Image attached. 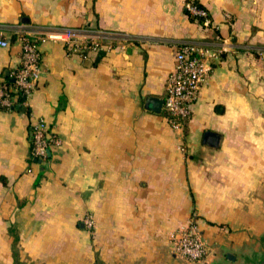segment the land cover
I'll list each match as a JSON object with an SVG mask.
<instances>
[{"label":"crops","instance_id":"obj_1","mask_svg":"<svg viewBox=\"0 0 264 264\" xmlns=\"http://www.w3.org/2000/svg\"><path fill=\"white\" fill-rule=\"evenodd\" d=\"M184 1L0 0V78L27 31L85 26L114 40L80 57L46 38L30 95L0 106V264H264V0H196L215 29ZM183 43L228 50L173 129L145 103L163 98ZM38 117L60 138L40 160ZM192 215L209 247L196 263L169 241Z\"/></svg>","mask_w":264,"mask_h":264},{"label":"built area","instance_id":"obj_2","mask_svg":"<svg viewBox=\"0 0 264 264\" xmlns=\"http://www.w3.org/2000/svg\"><path fill=\"white\" fill-rule=\"evenodd\" d=\"M184 5L188 14L203 26L217 28L208 10L196 0H185ZM46 38L62 41L68 53L80 57H86L90 51L110 50L114 47V40L98 28L63 26L54 32L44 29L25 32L20 36V63L10 73L13 80L0 78L1 107L11 109L18 98L30 95L36 80L44 70L41 44ZM8 44V39L0 34V46L5 47ZM227 50V46L215 47L194 43H183L178 47L174 66L165 80L161 107L171 128L184 127L190 118L191 105L198 98L201 86L210 75L212 63L221 59ZM29 142L31 158L40 160L48 157L49 147L59 144L60 138L43 117H38L31 124ZM82 221L87 229L94 228L91 213H85ZM169 241L172 251L185 261L196 263L208 257L209 247L200 235L194 215L169 231Z\"/></svg>","mask_w":264,"mask_h":264},{"label":"water","instance_id":"obj_3","mask_svg":"<svg viewBox=\"0 0 264 264\" xmlns=\"http://www.w3.org/2000/svg\"><path fill=\"white\" fill-rule=\"evenodd\" d=\"M100 52L103 53L104 50H101ZM10 79L13 80L12 78ZM162 103H163V98L156 97V96H150L146 99L145 106L152 111L160 112ZM218 137H219L218 133L214 131L207 130L204 133V141H207L211 145L217 144ZM49 152L50 150L48 151V153ZM226 256L229 258H234V255H232L229 252L226 254Z\"/></svg>","mask_w":264,"mask_h":264}]
</instances>
